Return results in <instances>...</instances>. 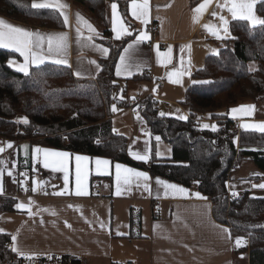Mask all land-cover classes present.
I'll return each mask as SVG.
<instances>
[{
  "label": "crops",
  "instance_id": "crops-1",
  "mask_svg": "<svg viewBox=\"0 0 264 264\" xmlns=\"http://www.w3.org/2000/svg\"><path fill=\"white\" fill-rule=\"evenodd\" d=\"M120 1L109 2L113 38L115 39L116 31H120L122 27L133 35L120 55L136 37L141 34L149 37L136 44L134 50L129 53L128 67L121 68V75L117 76L115 73L128 94L127 98L145 96L151 77L159 76L165 80L159 91V97L162 99L157 106L159 111L161 105L166 106L167 111H169L167 108L175 105L176 112L171 115L164 112L166 116L181 119L178 113L182 112L184 117L188 118L189 110L181 101L186 97L190 85L196 82L194 72L204 66L208 55L220 51L224 39L231 37L230 25L233 17L226 7H217V4H222L224 0H213L197 23H193V9L202 0H148L147 16L142 15L145 11L144 0H128L129 20L124 16ZM259 1L263 0H255L253 13L256 17L264 19L254 11L255 4ZM54 2L55 0H33V3ZM59 3L67 5L63 12L68 17V25L64 28L34 27L2 15L0 20L32 33L38 32L45 38L54 33L66 34L67 46L59 54L48 52L46 39L42 48H33L32 53L28 54V71L31 66L65 59L67 63L62 65L70 66L75 77L95 79L101 70L100 58L108 57L110 54V47L102 41L104 38L102 28L91 15L76 7L74 0H59ZM113 4H116L115 10L112 8ZM213 11L218 13L216 17L211 15ZM77 14L82 17L79 23ZM221 15L228 21L227 35L223 32L225 26L219 20ZM153 22L160 24L157 33L150 30ZM206 24L218 28L222 38L214 36L204 27ZM88 25H91L95 32L90 31ZM89 36L91 40L88 39ZM127 36L130 35H123L121 39ZM152 40L154 42L149 44ZM169 47L172 48L170 60L166 58ZM0 48L18 53V56L9 59V64L13 68L19 70L20 66L26 64L25 56L16 51L14 46ZM100 48L109 49L107 55L103 54ZM157 50L161 53L159 61ZM34 57H44V62L34 64L31 62ZM174 72L177 75H172L170 79L169 74ZM177 79L179 83L173 82ZM247 105L253 106L250 114L247 109L236 113L231 111ZM126 114L130 116L128 123L121 119ZM227 114L239 132L252 131L264 134L256 127L264 123V101L242 102L232 106ZM136 116L138 115H133L128 110L120 112L115 118H118V121L112 119L115 131L125 134L124 130L133 128L135 135L139 128L145 129L147 122L143 115H140L141 119ZM209 120L218 123L217 129L222 126L219 120L203 121ZM145 130L151 133L152 141L159 137L152 133L149 125ZM8 142L12 143L11 148L7 147ZM132 144L133 141L130 139L128 144L130 157L145 162L136 158ZM0 147L4 148V151L0 152V161H4L0 164V170L3 171L0 175L2 189L0 195L16 199L13 211L0 213V229L4 230L3 233L10 234L11 249L15 246L26 254L71 256L79 260L80 264H250L249 250L246 247L247 236L239 232L234 233L231 226L217 221L213 215V202L204 196L197 186H187L163 175H153L143 166H133L103 156L46 147L30 139L15 142L0 138ZM149 147L150 145H146L145 149ZM44 149H47L48 153H45ZM53 152L69 153L66 172L59 170L60 165L56 161L61 158L52 156ZM145 152L148 161L152 156V149ZM77 155L88 158L79 162V188L87 192V195L75 194ZM247 158L238 163L230 178L231 180L233 175H238L244 183L232 187L233 183L229 180L228 186L238 192L251 190L264 196V188L253 187L264 184V170L250 164L243 167V162ZM97 160H107L109 163L98 165ZM45 161L49 165L47 168L44 167ZM250 161L253 162L251 159ZM21 162L28 164L39 162L42 165L41 174L33 179L28 193L23 192L22 184L16 181ZM117 165L121 167L117 169ZM137 173L147 174L148 179ZM65 175L68 178L67 186ZM93 176L96 178L92 179ZM101 176L111 177L112 181L99 178ZM158 179L164 183H157ZM168 185L183 187L187 191L182 194ZM98 186L101 187V192L97 191ZM34 187L35 192L32 191ZM62 191L66 194H53ZM195 193H200L201 197L206 199L197 198ZM30 200L34 203L29 204ZM21 202L26 205L24 209L16 207ZM224 229L229 231L225 232ZM12 236H16L15 244ZM238 237L242 238L239 246L236 244Z\"/></svg>",
  "mask_w": 264,
  "mask_h": 264
},
{
  "label": "trees",
  "instance_id": "trees-1",
  "mask_svg": "<svg viewBox=\"0 0 264 264\" xmlns=\"http://www.w3.org/2000/svg\"><path fill=\"white\" fill-rule=\"evenodd\" d=\"M110 1L74 0L93 15L102 28V41L110 47L109 56L99 60L101 70L95 79L77 78L70 66L52 62L31 66L25 75L9 64L18 53L0 48V138L30 139L46 147L108 157L187 186L196 181L213 202L215 219L247 236L250 264H264V196L244 190L228 198L234 164L249 157L264 170V134L241 131L238 148L236 138L230 136L233 122L227 114V109L242 102L264 101V25L240 18L231 21V37L194 72L196 82L181 101L189 110L188 118L161 116L151 97H144L141 115L152 133L172 146L171 157L159 158L153 140L152 162L147 165L130 157L129 137L114 131L112 118L107 119L113 104L127 105L130 99L119 97L120 91H126L115 73L119 55L133 36L113 38ZM120 2L129 20L128 0ZM32 5L33 0H0V15L34 27H65L58 9ZM254 11L264 18V0L255 4ZM205 119L219 120L222 126L204 128ZM99 178L112 181L108 176ZM15 204L14 197L0 195V213L13 211ZM10 245V234L0 232V264L16 255ZM75 264L80 261L75 259Z\"/></svg>",
  "mask_w": 264,
  "mask_h": 264
},
{
  "label": "snow or ice",
  "instance_id": "snow-or-ice-1",
  "mask_svg": "<svg viewBox=\"0 0 264 264\" xmlns=\"http://www.w3.org/2000/svg\"><path fill=\"white\" fill-rule=\"evenodd\" d=\"M213 2V0H202L201 3H199L197 5V7L195 9H193L194 12V16H193V23H197L199 22V19L201 17V15L203 14V12H205L207 10V8L209 7V5H211ZM255 3V0H224V2L222 4H217V7L219 8H227V10L231 13L233 19L236 18H240V19H244L249 21L252 25H264V19H260L258 17H256L253 13V5ZM33 8H51V7H55L60 9V14L64 17V24L65 26L68 25V17L67 15L64 14L63 9L67 7V5H63L59 3V0H55L54 3H33L32 5ZM113 10H115L116 8V4L112 5ZM143 8L145 9V11L142 13L143 16H147V9H148V0H144L143 3ZM211 15L213 17H216L218 15L217 12L213 11L211 13ZM139 18V17H138ZM80 20H82V17L79 16V14H77V22L79 23ZM219 20L223 23V25L225 26L223 28V32L225 35L228 34V28H227V23L228 21L225 19L224 16H219ZM85 24H87L86 21H84ZM205 28H208L209 31L212 32V34L214 36H216L218 39L222 38L219 35V29L215 28L214 26L211 25H204ZM88 28L90 31L95 32V29H93L91 27V25H88ZM0 29H7V31L4 30H0V46H14L16 51L20 52L21 55L25 56V61L26 64L20 66L19 71L24 72L25 75H28V68H27V62L29 60V53H32V49L33 48H42L45 39L47 40V46H48V52L49 53H56L59 54L61 51H63L66 46H67V36L64 33H54V34H49L46 38L45 36L41 35L40 33H32L29 32L23 28H19L16 26H13L11 24H5V22L3 20H0ZM114 31H116L114 29ZM77 32L79 34V29H77ZM97 35H99L98 33H96ZM123 35H131V33H129L127 31V29L125 28H121L120 31H116V35H115V39H121V37ZM149 37L146 34H141L140 36L136 37V39L132 42L129 43L127 45V47L123 50V54L120 55V63L117 64L116 66V74L117 76L121 75V68H127L128 67V60H129V53L134 50L136 44L140 43L143 40H147ZM89 40H91V37H88ZM7 40V43H5V41ZM100 51L107 55V53L109 52V49L107 48H100ZM181 51H183V48L181 49ZM171 53H172V48L169 47L168 49V53L166 54V58H168L170 60L171 58ZM34 55V54H33ZM161 53L159 52V50H157V58L159 61V57H160ZM34 64H39V63H43L44 62V57H34L31 61ZM57 64H66L67 61L65 59H56L54 61ZM91 63H95V61H91ZM99 68V65L97 66ZM249 70H253L252 67L250 66ZM76 75L78 76L79 73H76ZM172 75H177V73H170L169 74V78L171 79ZM175 83H179V79L173 81ZM155 91V89L153 90ZM122 98V97H121ZM253 106L251 105H247V106H241L240 108H234L231 111L233 113L239 112V111H243L244 109H247L249 114L251 113ZM117 109L115 108V105H113L112 107V111H116ZM161 116H164L165 113L161 112L160 113ZM181 119H186V117H180ZM25 123H27V120L25 118ZM205 128L209 127L208 125H204ZM256 127L259 128V130L261 132H264V123H261L259 125H256ZM213 130H215V126H212ZM115 131V130H114ZM156 140L159 141L160 137H156ZM7 147L11 148L12 147V143L8 142ZM4 148L0 147V152H3ZM37 151H41L40 149H37ZM45 153H48L47 149L43 150ZM52 156L55 157H60L61 159L56 161V163H58L60 165L59 170L61 171H67V159L69 157V153L66 152H53L51 153ZM136 158L140 159V160H144L145 162L148 159L147 155H139L136 154ZM76 161H77V191H76V195L80 196V195H87V192L81 190L79 188V168H80V164L79 162L83 159L86 160L88 159L87 157H81L79 155H77L75 157ZM4 161H0V164H3ZM103 163L104 165H107L109 163V161L107 160H97V164H101ZM48 162L45 161L44 167H48ZM117 169H119L121 166L117 165L116 166ZM3 174V171L0 170V175ZM9 175H11V172L8 173ZM137 175H141L144 176L145 179H148L147 174L145 173H137ZM117 178H119V174H117ZM68 183V178L67 175H65V186H67ZM157 183H164L163 181H160L159 179L157 180ZM168 187L175 189L177 192L179 193H185L187 190L184 189L183 187H177L176 185H168ZM253 187H259V188H264V184H260V185H253ZM27 190V189H26ZM0 191H2V189H0ZM33 192L36 191V188L34 187L32 189ZM47 194V193H45ZM54 195H63L66 194L65 192H59V193H53ZM119 194V193H117ZM233 195H235V193H233ZM195 196L197 198H201V199H206V197H201L200 193H195ZM34 203V201H29V204ZM16 207L18 209H24L26 207V205L21 202L18 203L16 205ZM29 213H30V209H29ZM101 227H103V224H101ZM3 229H0V232H3ZM225 232H228V229H224ZM12 240L13 243L15 244L16 241V236H12ZM242 243V238H237L236 239V244L237 246L241 245ZM14 252H17L18 255L24 256L26 259H31V257L23 252H20L18 248H16L15 246L12 249Z\"/></svg>",
  "mask_w": 264,
  "mask_h": 264
},
{
  "label": "built area",
  "instance_id": "built-area-1",
  "mask_svg": "<svg viewBox=\"0 0 264 264\" xmlns=\"http://www.w3.org/2000/svg\"><path fill=\"white\" fill-rule=\"evenodd\" d=\"M160 29V24L158 22H153L151 24L150 30L152 33H157ZM154 40L150 41L149 44H152ZM165 80L159 76H153L150 79V85L146 92L145 96H134L130 97L127 105H118L121 108H126L130 110L133 115H140L143 109V99L144 97H151V100L156 103L158 106L162 99L159 97V91L164 86ZM155 89V91H153ZM169 104V102H168ZM117 115L116 111H110L107 114V119L113 118ZM231 137H234V134H237V147L239 148V136L240 132L237 126H233L231 129ZM152 162L151 158L147 161V165H150ZM238 167V164H234L232 169L235 170ZM42 165L39 162H34L28 164L26 162H21L18 168V174L16 175V181L19 184H22L21 189L23 192L28 193L31 190V183L34 178L38 177L41 174ZM194 187L197 186L196 182H193ZM27 189V190H26ZM97 191L101 192V187H97ZM228 198L233 199L239 195V192L229 188ZM235 193V195H233ZM156 204V203H155ZM247 243H249L247 238ZM31 259H26L24 256L16 254L11 259L6 260L3 264H75V259L71 256L64 255H44V254H28Z\"/></svg>",
  "mask_w": 264,
  "mask_h": 264
},
{
  "label": "rangeland",
  "instance_id": "rangeland-1",
  "mask_svg": "<svg viewBox=\"0 0 264 264\" xmlns=\"http://www.w3.org/2000/svg\"><path fill=\"white\" fill-rule=\"evenodd\" d=\"M75 6L79 7V8H83L78 3H75ZM84 12H86L88 15H92L89 11H86L85 9H84ZM127 95L128 94L124 93V91H120V93H119V97L120 98L121 97L125 98ZM113 105H115V108L117 109L116 112H117L118 115H119L120 112H122L124 110H128L126 108H121L119 106H116V104H113ZM165 107L166 106L161 105L160 106V112H163V113L165 112V113H167L169 115L174 114V112H176L175 110L177 109L175 105L171 106V108H167V109H169V111H167ZM231 108L232 107L227 109V112H229ZM128 111L130 112V110H128ZM118 115H115L112 119L114 120ZM140 115H138L136 117L138 119H141ZM178 116L179 117H184L182 112H179ZM129 117H130L129 114H126V115L122 116L121 119H122L123 122H125V120H126L127 123H128L129 122ZM114 121H118V118L115 119ZM217 124L218 123L216 121L213 122V121L209 120V121H203L201 123V126L204 127V125H208L209 127H207V128L213 129L212 126L214 125L215 129L217 130V127H218ZM147 127H148V124H146L144 128L146 129ZM145 129H141L140 130V128H139L138 133L135 134V135L133 134V128H129V129H126V130L123 131V133L128 135L129 142H130V139H131V141H133L132 151L134 152L135 155L136 154L145 155V154H147L145 152L146 150L150 151L152 149V151H153V143H152L153 141L151 139V133H148ZM145 131H146V133H144ZM234 137L236 138V142H237V137L235 135H234ZM146 145L147 146L150 145V147L148 149L147 148L145 149ZM155 153H156V156L159 157V158H169V157L172 156V146H171V144L168 141L162 139L161 137H160L159 141H157L156 138H155ZM248 164L252 165L253 167H256V165L253 162L250 161L249 157L246 159V161L243 162V167H247ZM231 181L233 183L232 187H237V186L242 185V183H244V180L242 178H240V176H238V175H236V176L233 175V178L230 180V182ZM194 182H196V181H194ZM245 187H247V186H245Z\"/></svg>",
  "mask_w": 264,
  "mask_h": 264
}]
</instances>
